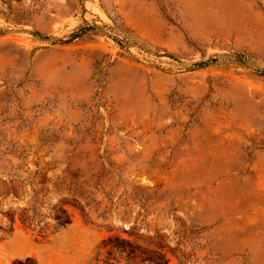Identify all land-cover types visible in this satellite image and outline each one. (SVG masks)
<instances>
[{
	"label": "rangeland",
	"instance_id": "rangeland-1",
	"mask_svg": "<svg viewBox=\"0 0 264 264\" xmlns=\"http://www.w3.org/2000/svg\"><path fill=\"white\" fill-rule=\"evenodd\" d=\"M28 257L264 264V0H0V264Z\"/></svg>",
	"mask_w": 264,
	"mask_h": 264
},
{
	"label": "trees",
	"instance_id": "trees-1",
	"mask_svg": "<svg viewBox=\"0 0 264 264\" xmlns=\"http://www.w3.org/2000/svg\"><path fill=\"white\" fill-rule=\"evenodd\" d=\"M67 223H69V219L60 221V224H67ZM110 240L112 241L111 238H110ZM115 240L118 243H115V244L111 245L112 248H114L115 250H119L121 252L126 251L125 244L123 242H120L119 238H115ZM136 250H137L136 248H132L131 253H135ZM33 262H34V259L31 258V257H28V258H26L25 261H23V260H15L12 264H33Z\"/></svg>",
	"mask_w": 264,
	"mask_h": 264
}]
</instances>
